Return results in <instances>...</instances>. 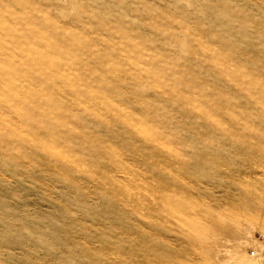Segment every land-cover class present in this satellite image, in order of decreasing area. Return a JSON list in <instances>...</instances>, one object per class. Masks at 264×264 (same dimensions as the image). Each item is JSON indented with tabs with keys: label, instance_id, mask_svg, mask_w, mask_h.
Here are the masks:
<instances>
[{
	"label": "rangeland",
	"instance_id": "374dc122",
	"mask_svg": "<svg viewBox=\"0 0 264 264\" xmlns=\"http://www.w3.org/2000/svg\"><path fill=\"white\" fill-rule=\"evenodd\" d=\"M0 264H264V0H0Z\"/></svg>",
	"mask_w": 264,
	"mask_h": 264
}]
</instances>
